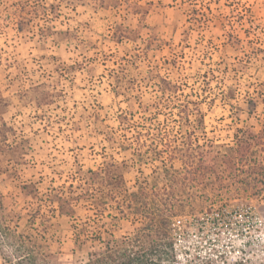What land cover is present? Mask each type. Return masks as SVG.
Masks as SVG:
<instances>
[{
  "label": "rangeland",
  "instance_id": "rangeland-1",
  "mask_svg": "<svg viewBox=\"0 0 264 264\" xmlns=\"http://www.w3.org/2000/svg\"><path fill=\"white\" fill-rule=\"evenodd\" d=\"M30 1L26 11L17 0L0 7V143L12 151L0 156V264L15 262L18 235L44 226L55 264H83L99 239L129 236L140 222L84 201L61 216L46 194L104 158L126 163L129 189L160 165L111 149L105 135L123 142L151 118L179 137L177 108L191 96L203 102L209 143L232 146L237 129L260 131L264 0ZM166 83L178 91L163 95ZM161 96L160 109H138ZM182 205L171 221L176 264H264V188L195 193ZM36 206L48 223L32 229L25 216ZM74 228L84 231L81 247Z\"/></svg>",
  "mask_w": 264,
  "mask_h": 264
},
{
  "label": "trees",
  "instance_id": "trees-1",
  "mask_svg": "<svg viewBox=\"0 0 264 264\" xmlns=\"http://www.w3.org/2000/svg\"><path fill=\"white\" fill-rule=\"evenodd\" d=\"M102 1L106 0H99V6L104 5ZM22 9L26 11V5ZM166 85L163 95L165 91H178V88ZM193 97L182 101L177 108L179 137L173 135L174 129L169 128L166 120L154 123L151 118H144L145 123L140 126L134 124L127 128L132 134L129 138L122 136L128 139L126 142L105 135L111 149L131 148L133 157L145 165L158 162L160 165L153 170L151 179H138L129 189L125 181L126 163L108 157L95 170L82 171L77 167L67 188L46 194L45 201L61 216L72 218L75 204L84 201L100 214L110 208L120 219L133 217L140 222L129 236L118 239L110 236L105 241L99 239L100 248L88 252L83 264H176L171 221L193 194L232 189L236 192L241 187L257 185L264 188V125L256 133L250 129H237L232 146L209 143L204 139L203 102ZM159 99L157 104L148 107L139 104L138 109L143 113L150 111L149 107L158 110L164 101L162 96ZM129 116L133 118V113ZM126 119L129 117H122L120 122ZM5 133H1L2 137ZM167 135L174 137L175 141L166 138ZM8 155L11 156L12 151L0 143V156L5 158ZM164 155L168 160L165 161ZM173 161H179L181 167L175 169ZM35 199H38L36 195ZM40 209L36 206L26 213L29 228L37 219L43 224L48 223ZM46 229L47 226L36 229L35 235H18L16 260L5 264H55L47 251ZM74 229L77 235L75 245L81 247L80 236L85 235L84 231Z\"/></svg>",
  "mask_w": 264,
  "mask_h": 264
},
{
  "label": "crops",
  "instance_id": "crops-1",
  "mask_svg": "<svg viewBox=\"0 0 264 264\" xmlns=\"http://www.w3.org/2000/svg\"><path fill=\"white\" fill-rule=\"evenodd\" d=\"M9 2H10V0H0V7H1L2 11L6 10L5 8L9 7V4H8ZM17 2L19 4L21 3V6H25L27 4V2L30 3L31 1L30 0H17ZM5 15H6L5 19H7L10 16L9 12H8V14H5ZM17 18H19V15ZM1 21H3V18H0V23L2 25L3 23ZM18 31H19V29H18Z\"/></svg>",
  "mask_w": 264,
  "mask_h": 264
}]
</instances>
